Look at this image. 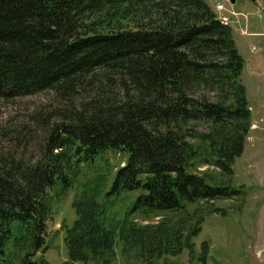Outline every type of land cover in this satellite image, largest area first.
<instances>
[{"label":"trees","instance_id":"16d2710c","mask_svg":"<svg viewBox=\"0 0 264 264\" xmlns=\"http://www.w3.org/2000/svg\"><path fill=\"white\" fill-rule=\"evenodd\" d=\"M243 63L206 0H0V99L50 90L55 100L19 124L0 120V264L13 222L14 244L27 242L20 264H49L24 255L44 242L48 189L71 185L66 149L76 165L107 149L124 159L77 182L58 264L106 262L116 230L139 255L185 245L191 256L188 234L125 216L240 193L192 166L200 158L232 171L251 116ZM131 190L121 218L106 216V198Z\"/></svg>","mask_w":264,"mask_h":264},{"label":"rangeland","instance_id":"374dc122","mask_svg":"<svg viewBox=\"0 0 264 264\" xmlns=\"http://www.w3.org/2000/svg\"><path fill=\"white\" fill-rule=\"evenodd\" d=\"M208 4L210 6V3ZM224 4L229 7L226 5L227 1H224ZM256 4L260 9L255 6V2L247 3V0H234L230 5L234 10L246 13L245 19L241 18L234 26L237 31L244 26L249 33L238 34L234 31L232 37L233 39L235 37L236 48L245 60L240 80L246 87L247 96L250 97L248 98L251 99L248 102L251 106L249 123L254 121L256 128H247L241 150L230 164L232 169L230 174L211 164L210 160L194 159L193 162H196L192 166L197 172H205L219 181L224 180L230 185L239 186L240 193L237 196L199 199L186 203L183 211H151L138 207L126 214L125 218L128 216V220L134 225L162 224L166 228L171 226L178 228L183 235L188 234L194 249L192 258L188 255L185 245L176 252L163 251L139 255L134 248L126 245V240L120 236L118 230H114L112 251L107 261L91 258L83 264H189L190 261L192 264H264V98L262 93L260 94L264 82V65L252 71L253 66L247 62V59L253 55H259L260 60L264 58V0H259ZM256 7L260 13H257ZM250 43L256 45L254 51L248 50ZM54 101L50 90L11 99H0L1 123L6 126L19 124L28 117L30 111L48 106ZM204 127L206 124H200L197 129ZM2 144L7 143L3 140ZM28 144H32V140L28 141ZM26 150H29V147ZM66 151L70 157L66 170L71 174V185L62 191L57 186L48 189L50 211L45 214L44 242L41 246L46 248L43 252H40L41 248H39L32 255L31 253L24 255L25 261L43 257L49 264H58L66 259L64 228L75 217L71 200L77 182L82 180L85 174L108 171L106 169L113 171L124 159L122 152L107 149L97 155L92 163L78 162L76 165L72 150L66 149ZM106 173L108 177L112 172ZM136 191H121L113 197H107L106 216L120 219L123 211L132 204ZM205 206L210 207V211H206ZM13 223L12 234L6 242L3 262L20 264L23 252L27 250V242L21 244L19 241L18 246L14 244L17 241L19 228L16 229V222ZM19 226L23 227L24 224ZM195 227H197L196 231L189 233ZM167 232L168 230L166 234ZM14 239L16 241L13 242ZM202 247L205 248V252ZM200 256L203 258L201 259Z\"/></svg>","mask_w":264,"mask_h":264},{"label":"built area","instance_id":"2783aa9c","mask_svg":"<svg viewBox=\"0 0 264 264\" xmlns=\"http://www.w3.org/2000/svg\"><path fill=\"white\" fill-rule=\"evenodd\" d=\"M224 1L228 2V4H226V5H228L229 7L225 6ZM254 1H255V3H259V0H254ZM230 5L231 4L229 3V0H212L211 6L213 7V10L215 11V13H216L218 19L221 21V23L229 25V26H234V24H236L240 20V18L245 19L246 13L239 11V10H234L233 8H231ZM257 6H258V9H260V6L259 5H257ZM257 11H258V13H260L259 10H257ZM239 33L248 34L249 32L246 30V28L244 26H242L239 28ZM255 49H256V46L254 44H250L248 47L249 51H253ZM247 108L249 110H251L250 105H247ZM248 127L250 129H252V128L255 129L256 128L255 122L251 121L249 123Z\"/></svg>","mask_w":264,"mask_h":264},{"label":"crops","instance_id":"0c3cea01","mask_svg":"<svg viewBox=\"0 0 264 264\" xmlns=\"http://www.w3.org/2000/svg\"><path fill=\"white\" fill-rule=\"evenodd\" d=\"M208 1V3H210V6H211V1L212 0H210V2H209V0H207ZM233 2H234V0L232 1V2H230L231 4H233ZM251 2H255L254 0H247V3H251ZM255 6H256V3H255ZM256 11L258 10L257 9V7H256V9H255ZM257 13H258V11H257ZM261 14H263V12H261ZM241 19V18H240ZM235 27V26H234ZM231 28L233 29V26H231ZM234 31L236 32L237 31V29H236V27H235V29H233L232 30V33H234ZM252 33H255L254 31H251ZM237 33L238 34H241V33H239V30L237 31ZM234 35V34H233ZM234 39H235V37H234ZM251 44V43H250ZM249 47V46H248ZM263 49V48H262ZM254 51V50H253ZM263 53V52H262ZM262 58V57H261ZM247 62L250 64V66H253V68L251 69L252 71H255L256 70V67H258V68H260V67H262L263 65H264V58L262 59V60H260V57H259V55H253V56H251V57H249L248 59H247ZM246 62V63H247ZM244 63H245V60H244ZM264 77V76H263ZM263 81H264V78H263ZM263 86H264V82H263V84H262V88H261V90H260V94L262 93V97L264 98V88H263ZM246 93H248L247 91H246ZM260 94H259V96H260ZM248 95V94H247ZM249 97V96H248ZM250 98V97H249ZM249 100H251V99H249ZM253 111V110H252Z\"/></svg>","mask_w":264,"mask_h":264},{"label":"water","instance_id":"95a60500","mask_svg":"<svg viewBox=\"0 0 264 264\" xmlns=\"http://www.w3.org/2000/svg\"><path fill=\"white\" fill-rule=\"evenodd\" d=\"M232 1H233V0H230V2H232ZM45 248H46V247L43 246V247L41 248L40 252H43Z\"/></svg>","mask_w":264,"mask_h":264}]
</instances>
